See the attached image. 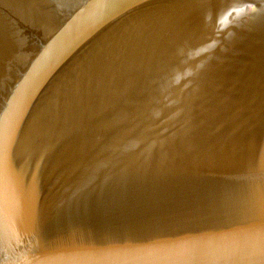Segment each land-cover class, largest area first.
<instances>
[{
  "label": "water",
  "instance_id": "1",
  "mask_svg": "<svg viewBox=\"0 0 264 264\" xmlns=\"http://www.w3.org/2000/svg\"><path fill=\"white\" fill-rule=\"evenodd\" d=\"M0 264H264V0H0Z\"/></svg>",
  "mask_w": 264,
  "mask_h": 264
}]
</instances>
